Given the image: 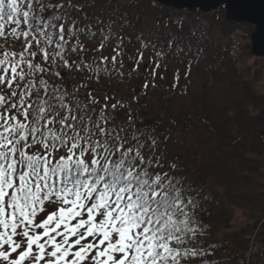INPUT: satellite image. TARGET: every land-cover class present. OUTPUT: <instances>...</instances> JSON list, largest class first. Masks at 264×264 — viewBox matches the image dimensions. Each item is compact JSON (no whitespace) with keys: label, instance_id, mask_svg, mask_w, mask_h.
I'll list each match as a JSON object with an SVG mask.
<instances>
[{"label":"snow or ice","instance_id":"1","mask_svg":"<svg viewBox=\"0 0 264 264\" xmlns=\"http://www.w3.org/2000/svg\"><path fill=\"white\" fill-rule=\"evenodd\" d=\"M94 29L73 0H0V264H209L194 187L137 130L131 104L92 94L93 80L123 76L131 42L102 30L93 49Z\"/></svg>","mask_w":264,"mask_h":264},{"label":"trees","instance_id":"2","mask_svg":"<svg viewBox=\"0 0 264 264\" xmlns=\"http://www.w3.org/2000/svg\"><path fill=\"white\" fill-rule=\"evenodd\" d=\"M73 2L83 5L84 12L92 17L95 39L83 38L91 48L103 39L102 30L131 37L130 43L125 39L123 76L112 72L102 75L98 83L93 80L90 87L96 91L92 94L101 98L109 95L131 104L137 130L154 133L159 141L156 153H162V161L175 163L174 175L194 187L193 197L199 198L206 209L202 218L207 229L201 246L212 253L206 261L240 264L248 244L245 235L260 223L259 245L249 264H264V91L259 88L264 86V60L251 54L247 42L244 57L253 58L254 65L252 72H243L235 66L222 40V36L239 28L248 41L253 26L225 20L223 5L202 13L152 0ZM182 15L208 20L210 38L200 42L187 22L177 25L174 20ZM215 26H220V40L212 39ZM141 42L148 45L143 50L146 60L132 72L130 64L135 62ZM115 43L113 38L112 45ZM155 51L166 55L153 84L150 73ZM82 80L78 74L67 77L70 85ZM145 82H149L147 89ZM127 115L120 112L117 123L123 122L131 134ZM234 208L253 224L236 227L231 220Z\"/></svg>","mask_w":264,"mask_h":264},{"label":"water","instance_id":"3","mask_svg":"<svg viewBox=\"0 0 264 264\" xmlns=\"http://www.w3.org/2000/svg\"><path fill=\"white\" fill-rule=\"evenodd\" d=\"M176 9L209 12L225 6V18L235 22H246L254 26L250 35V51L264 55V0H153Z\"/></svg>","mask_w":264,"mask_h":264},{"label":"rangeland","instance_id":"4","mask_svg":"<svg viewBox=\"0 0 264 264\" xmlns=\"http://www.w3.org/2000/svg\"><path fill=\"white\" fill-rule=\"evenodd\" d=\"M182 17L183 18H185L186 20H189V21H198V20H201V18H197V19H193V18H186L184 15H182ZM204 21H206V20H204ZM206 23H207V25L209 26V29H210V33H211V27H210V22L209 21H206ZM221 26H222V28H223V25L222 24H220ZM212 32H213V37H212V39H216V40H220V39H218L219 37L221 38V36H222V32H220V26H215L214 27V29L212 30ZM209 33V37H210V34ZM222 40H225V36H222ZM244 41L245 42H247V38L245 37L244 38ZM245 46H246V44H245ZM246 54V48H244V55ZM146 59L144 58V61H145ZM245 62H246V64L247 65H254L253 64V62H254V59L253 58H251V57H248V56H246L245 57ZM250 70V69H249ZM247 68H246V71L248 72L249 71ZM250 72H251V70H250ZM136 81V80H135ZM261 82H264V79L263 80H261ZM133 85L134 86H136V82H133ZM259 88L260 89H262L263 91H264V86H262V85H260L259 86ZM264 157V156H263ZM232 223H234V225H236V227H242V226H246V225H249V223H250V221L246 218V216L245 215H243V212L241 211V210H239V209H233V216H232ZM253 224V222L252 223H250V225H252Z\"/></svg>","mask_w":264,"mask_h":264}]
</instances>
